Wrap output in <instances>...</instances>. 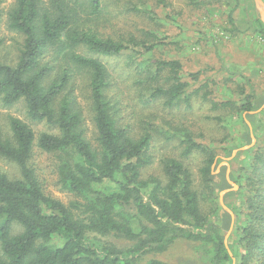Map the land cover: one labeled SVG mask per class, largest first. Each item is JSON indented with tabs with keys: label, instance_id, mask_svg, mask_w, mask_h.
Here are the masks:
<instances>
[{
	"label": "trees",
	"instance_id": "obj_1",
	"mask_svg": "<svg viewBox=\"0 0 264 264\" xmlns=\"http://www.w3.org/2000/svg\"><path fill=\"white\" fill-rule=\"evenodd\" d=\"M103 1L14 0L6 12L7 28L22 40L14 63L0 61V102L10 107L22 101L29 120L54 131L35 137L17 117H9L8 135L0 126V159L18 173L0 169V264H168L140 259L164 252L178 239L193 241L205 264H232L233 256L235 264H264V107L251 112L263 103L264 91L258 92L250 77L241 74L236 97L214 99L211 82L196 85L199 72L185 80L179 60H158L155 65L139 61L165 41L149 30L144 38L102 36L88 22L101 17ZM240 1L225 0L227 32L238 30L233 14ZM198 3L206 6L210 1ZM246 23L252 34L264 36V23L257 16ZM122 55L146 104L163 100L168 108L191 110L192 101L200 97L221 111L213 117L219 124L223 116H239L244 129L238 144L222 148V155L250 142L243 113L250 122L256 141L233 158L238 166L230 178L238 190L226 193L242 194L239 207H231L243 220L229 249L224 234L230 215L223 211L221 221L210 218L211 209L213 214L219 210L216 189L231 187L223 168L221 183L215 179L213 166L222 161L215 140L197 134L190 123L164 129L152 121L154 116L134 133L108 96L111 78L102 61ZM78 80H86L94 144L85 136L74 94ZM154 134L176 140L181 158L199 156L197 178L175 156L160 158L162 176L143 177V169L153 162ZM34 145L57 155L59 188L80 200L64 204L45 192L30 164Z\"/></svg>",
	"mask_w": 264,
	"mask_h": 264
},
{
	"label": "rangeland",
	"instance_id": "obj_2",
	"mask_svg": "<svg viewBox=\"0 0 264 264\" xmlns=\"http://www.w3.org/2000/svg\"><path fill=\"white\" fill-rule=\"evenodd\" d=\"M198 1L104 0L101 17L93 18L88 22V25L102 36L122 40H127L131 35L144 38V31H153L157 37L165 41V44L156 46L152 51L140 56L138 60L154 65L158 60H179L182 65L181 74L185 80L190 81L189 73L199 72L196 85L206 81V79L211 82L209 89L211 90V97L214 99L236 97L234 90L237 89V84H241L244 80L241 74L250 77L258 92H263L264 36L252 34L251 29L248 28L249 24L246 23L247 19H253L254 16L259 18L254 0L240 1L233 14L238 30L231 32L224 30L225 27H229L226 21V12L229 5L225 0H221V2L209 0L210 4L206 6L198 3ZM262 1L264 2V0ZM13 2L14 0H1L0 2L2 10L0 61L6 63L15 62L18 46L22 40L18 33L9 30L6 26V12ZM125 60L124 55L102 58L111 78L108 96L117 102L124 123H130L134 133L142 131V126L146 127L143 121L154 116L152 121L164 129L167 125L171 127L190 123L197 134L200 131V134L215 140L214 144L218 147L217 152L222 157V161L213 166L215 179L219 184L221 183L219 174L223 168L225 177L231 187L216 189V202L219 210L216 211V214H213L211 209L210 218L221 221L223 211L230 215V223L224 234V242L228 247L229 244L234 243L233 231L236 226L242 223L243 216H235L234 211L231 209V207L236 209L239 207L242 194L227 195L226 193L229 190H238V185L230 178V173L238 166L233 158L239 150H245L253 146L256 141L250 122L243 113L242 117L250 131V142L233 147L230 154L224 156L222 155V148L231 147L232 142L238 144V135L244 129V124L239 116L233 114L223 116V120L219 124L213 117L221 114V111L212 110L210 102L202 101L200 97L192 101L191 110L184 109L183 106L168 108L163 105V100L146 104L140 96V87L132 74V68L126 64ZM77 86L78 88L75 89L74 94L83 115L85 136L94 144V125L86 98V80H78L75 87ZM145 96L147 97L146 94ZM263 107L264 101L256 110L251 112H260ZM9 117H17L28 123L33 129L35 137L40 131H54L44 123L29 120L25 115L22 101L10 107H4L0 102V126L5 135L10 132ZM259 117L260 115H258ZM221 125H224L225 129ZM227 133V139L222 140ZM177 143L176 140L165 141L164 136L154 134L151 146L154 155L153 162L143 169V177L150 174L162 176L159 160L163 156H175L180 159V148ZM239 157H244V155ZM181 159L189 165L195 178H197L199 156L195 155L187 159ZM30 164L35 168L38 177L43 182L46 193L59 199L64 204H69L73 200H80L78 197L59 188L57 182L58 158L55 153L42 151L34 145ZM0 169L7 171L10 175H18L17 169L2 159H0ZM203 208L205 211L208 210L207 203L203 204ZM200 254V250L197 249L193 241L178 239L162 253L143 255L140 263L155 258L168 264H205ZM235 262L236 258L233 256L232 264H235Z\"/></svg>",
	"mask_w": 264,
	"mask_h": 264
},
{
	"label": "water",
	"instance_id": "obj_3",
	"mask_svg": "<svg viewBox=\"0 0 264 264\" xmlns=\"http://www.w3.org/2000/svg\"><path fill=\"white\" fill-rule=\"evenodd\" d=\"M254 2L256 5V8L258 9L259 18L264 23V2L262 0H254Z\"/></svg>",
	"mask_w": 264,
	"mask_h": 264
}]
</instances>
